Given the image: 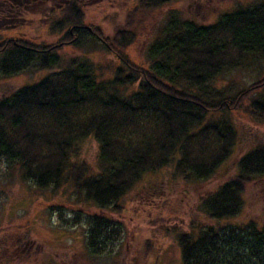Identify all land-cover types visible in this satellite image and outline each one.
Wrapping results in <instances>:
<instances>
[{
	"label": "trees",
	"instance_id": "obj_1",
	"mask_svg": "<svg viewBox=\"0 0 264 264\" xmlns=\"http://www.w3.org/2000/svg\"><path fill=\"white\" fill-rule=\"evenodd\" d=\"M175 1L138 0L131 14ZM47 15L50 29L63 31L57 45L0 40L1 76L45 71L35 83L0 98V160L17 164L21 178L37 189L69 185L79 200L118 213L127 192L149 175L172 167L164 185L210 181L225 173L235 148L244 144L247 150L232 171L196 199L202 215L193 218L200 222L192 219L186 232L167 231L176 235L182 264H264V215L260 221H234L248 188L259 189L264 201V141L242 130L244 119L239 124L240 114L250 123L264 120V0L237 4L205 25L170 15L149 41L145 65L121 52L136 34L119 27L113 36L103 35L85 23L80 0L62 1ZM85 39L115 53L118 63L107 64L108 73L85 54L57 53L60 45L76 47ZM252 68V82L233 78ZM89 138L97 145L95 166L77 159ZM101 214L95 211L87 220V245L95 252L103 236L118 235V228L109 230L114 221ZM26 234L1 239L0 264H11L7 249L24 246Z\"/></svg>",
	"mask_w": 264,
	"mask_h": 264
},
{
	"label": "rangeland",
	"instance_id": "obj_2",
	"mask_svg": "<svg viewBox=\"0 0 264 264\" xmlns=\"http://www.w3.org/2000/svg\"><path fill=\"white\" fill-rule=\"evenodd\" d=\"M62 1L65 0H26L20 7L21 12L16 15H8V10H1L0 40L14 38L35 44L57 45L63 31L50 29L51 17L47 11L52 6H59ZM137 1L80 0V4L85 23L96 25L103 35L113 36L119 27L134 32V43L121 52L137 65H145L148 43L160 32L170 15L205 25L215 22L235 5L255 0H176L154 12L133 15L131 13ZM59 48L57 53L62 57L89 56L96 68L105 67L101 70L97 68L99 72L108 73L106 65L118 63L115 53L105 52L94 40L85 39L76 47L63 44ZM256 73L254 68L242 70L233 78L236 82L249 83ZM44 74L45 71L29 68L12 76L0 75V98L23 85L35 83ZM239 120V124L241 120L245 122L242 127L244 132L252 138L256 134L264 141V120L250 123L242 114ZM239 129L241 135V127ZM247 147L239 144L235 148L225 165V173L220 170L210 181L197 182V185L180 180L168 181L164 185L172 167L167 172L149 175L148 179L127 192L122 199V210L118 213L108 208L97 210L95 205L79 200L69 185L55 191L49 187L37 189L32 181L21 178L17 164L0 160V241L3 238L16 240L20 232L27 230L24 246L7 249L13 256L11 264H182L176 235L167 230L172 227H176L178 232L190 230L193 216L202 215L199 204L195 205L196 199L223 181L224 174L232 171L236 159ZM96 155V142L89 138L81 145L77 159L94 165ZM160 180V185L164 186L158 184ZM246 199L243 211L234 221L242 224L262 220L264 201L259 189L248 188ZM95 211L114 221L109 230L118 228L115 239L107 234L102 237V247L97 252L87 245L86 240L88 216Z\"/></svg>",
	"mask_w": 264,
	"mask_h": 264
},
{
	"label": "flooded vegetation",
	"instance_id": "obj_3",
	"mask_svg": "<svg viewBox=\"0 0 264 264\" xmlns=\"http://www.w3.org/2000/svg\"><path fill=\"white\" fill-rule=\"evenodd\" d=\"M26 0H0V10H14L18 4H22Z\"/></svg>",
	"mask_w": 264,
	"mask_h": 264
}]
</instances>
